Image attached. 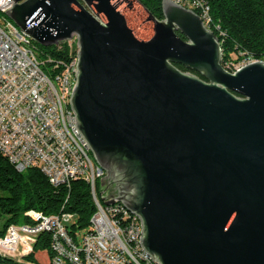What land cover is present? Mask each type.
Listing matches in <instances>:
<instances>
[{
	"label": "water",
	"instance_id": "95a60500",
	"mask_svg": "<svg viewBox=\"0 0 264 264\" xmlns=\"http://www.w3.org/2000/svg\"><path fill=\"white\" fill-rule=\"evenodd\" d=\"M12 1L39 44L75 35V126L148 256L264 264V61L226 70L213 31L171 0L163 19L137 0Z\"/></svg>",
	"mask_w": 264,
	"mask_h": 264
},
{
	"label": "built area",
	"instance_id": "2783aa9c",
	"mask_svg": "<svg viewBox=\"0 0 264 264\" xmlns=\"http://www.w3.org/2000/svg\"><path fill=\"white\" fill-rule=\"evenodd\" d=\"M171 1L198 10L208 28V6L202 1ZM12 5V0H0V13ZM71 39L76 41L75 35L67 41ZM54 46L59 49L58 43ZM36 50L28 34L0 17V151L18 171L39 168L53 186H68L72 179L83 178L90 186L95 211L89 231L82 234L78 244L66 231L71 213L46 216L29 210L25 215L33 223L8 226L0 237V254L21 258L46 231L52 235L56 252L52 264H158L139 243V217L120 200L104 202L112 198L106 184H101L105 171L75 126L69 98L76 82L77 48L63 58ZM252 61L256 60L233 64L228 71Z\"/></svg>",
	"mask_w": 264,
	"mask_h": 264
},
{
	"label": "trees",
	"instance_id": "16d2710c",
	"mask_svg": "<svg viewBox=\"0 0 264 264\" xmlns=\"http://www.w3.org/2000/svg\"><path fill=\"white\" fill-rule=\"evenodd\" d=\"M137 1L153 17L163 19L162 0ZM200 1L208 6V28L220 43L221 64L224 68L230 70L234 63L246 60L264 61V0ZM194 11L200 13L198 10ZM53 47L49 52L55 57L63 58L68 52L65 43L62 49H57L54 45ZM175 66L183 72H191L201 77L198 72L187 70L181 64ZM29 210L46 216L61 212L71 213L72 220L65 225L66 231L72 242L79 244L82 236L80 231H89V220L95 206L90 186L83 178L72 179L68 186H53L39 168L30 167L18 171L0 151V237L5 234L8 226L17 224L19 220H23V223H33L25 215ZM52 240L51 233L41 232L29 254L18 259L0 254V264H36L37 250H44L47 264H52V259L56 256ZM66 263L68 264L67 261Z\"/></svg>",
	"mask_w": 264,
	"mask_h": 264
},
{
	"label": "rangeland",
	"instance_id": "374dc122",
	"mask_svg": "<svg viewBox=\"0 0 264 264\" xmlns=\"http://www.w3.org/2000/svg\"><path fill=\"white\" fill-rule=\"evenodd\" d=\"M87 7V5H86ZM88 8V7H87ZM0 17H4L6 18L9 22H11L19 31H22L20 29V27L9 17L6 15V13H0ZM75 40V39H74ZM31 43L35 46V48L37 49L36 52H40V50L42 51H49V49L51 48H54L53 45L51 46H44V45H41L39 44L38 42H36L35 40L31 39ZM63 43L66 44L67 46V51H75V49L77 48V44H76V41H73V39H71L70 41H61V42H58V48L62 49V45ZM39 50V51H38ZM234 58V56H233ZM239 63H234V65H239ZM17 224H23V220H19L17 222ZM86 229H83L80 231V234H83ZM35 256H36V259H37V263L36 264H47V255H46V252L44 250H37L35 252Z\"/></svg>",
	"mask_w": 264,
	"mask_h": 264
}]
</instances>
